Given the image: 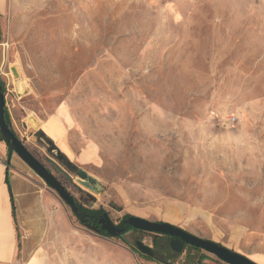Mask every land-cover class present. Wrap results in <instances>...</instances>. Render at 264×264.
I'll list each match as a JSON object with an SVG mask.
<instances>
[{
    "label": "rangeland",
    "instance_id": "374dc122",
    "mask_svg": "<svg viewBox=\"0 0 264 264\" xmlns=\"http://www.w3.org/2000/svg\"><path fill=\"white\" fill-rule=\"evenodd\" d=\"M0 84L11 130L78 205L264 264V0H0ZM9 153L0 141V165ZM37 178L52 217L90 231ZM107 240L109 264H157L136 241L224 264L147 232Z\"/></svg>",
    "mask_w": 264,
    "mask_h": 264
},
{
    "label": "crops",
    "instance_id": "0c3cea01",
    "mask_svg": "<svg viewBox=\"0 0 264 264\" xmlns=\"http://www.w3.org/2000/svg\"><path fill=\"white\" fill-rule=\"evenodd\" d=\"M10 164L15 220L5 162L0 165V264H109L107 238L52 217L53 199L44 184L17 156Z\"/></svg>",
    "mask_w": 264,
    "mask_h": 264
},
{
    "label": "water",
    "instance_id": "95a60500",
    "mask_svg": "<svg viewBox=\"0 0 264 264\" xmlns=\"http://www.w3.org/2000/svg\"><path fill=\"white\" fill-rule=\"evenodd\" d=\"M0 135L3 137L6 143L10 145V153L8 159L6 160V166L10 164V159L12 154H15L37 177H39L48 188L55 193L58 199L66 204L71 212L79 219L77 215L78 208L75 205L74 197L65 189V187L49 172V170L40 163L23 145L21 140L17 138L15 133L8 127L5 120V100L4 95L2 94V87L0 84ZM56 152V158L59 162L64 164L67 169L75 172L78 180L77 183L83 186L84 188L94 192L99 190L95 185V180L86 174L83 170H77L75 166L71 164L61 153L55 148L52 144L48 149V152ZM59 172L66 175L61 169L56 167ZM67 176V175H66ZM69 181H72L67 176ZM100 229L104 231L109 237H121L125 235V230L117 227L107 214H102L98 219ZM125 223L128 227L133 230L147 232L151 234L165 235L169 237L179 238L182 242L202 250L210 255L216 257L219 261L224 264H255L246 257L233 252L227 248H224L212 241L198 238L176 226H173L169 223L164 222H151L144 220L138 217L129 216L125 219ZM92 231L91 229H88ZM170 248L175 253H180L182 246L180 242L172 241L170 243ZM135 249L141 255H144L148 258L153 257V252L151 247L144 245L141 241L135 242Z\"/></svg>",
    "mask_w": 264,
    "mask_h": 264
},
{
    "label": "trees",
    "instance_id": "16d2710c",
    "mask_svg": "<svg viewBox=\"0 0 264 264\" xmlns=\"http://www.w3.org/2000/svg\"><path fill=\"white\" fill-rule=\"evenodd\" d=\"M2 94H3V90H2ZM5 120H6L8 127L11 129L10 120H9V117H8L6 112H5ZM0 141H3L6 144V146L8 147V150L10 151L9 143H6L1 135H0ZM8 167L6 168V172H5V184L7 186L9 196H10L12 218H13V220H15V206H14V202H13V198H12L11 190H10V183H9V178H8ZM75 205L77 206V208L79 210L80 217H82V219H83L82 221L79 220L81 225L88 227L93 232H95L101 236H104L106 238L109 237L104 231H102L100 229V225L98 223V219L103 214V212H101L100 210L85 209V208L81 207L80 205H78L76 202H75Z\"/></svg>",
    "mask_w": 264,
    "mask_h": 264
},
{
    "label": "flooded vegetation",
    "instance_id": "af4514ba",
    "mask_svg": "<svg viewBox=\"0 0 264 264\" xmlns=\"http://www.w3.org/2000/svg\"><path fill=\"white\" fill-rule=\"evenodd\" d=\"M64 165V164H63ZM77 215L80 217L79 215V210L77 211ZM78 219V218H77ZM80 221H82V217H80ZM79 220V219H78ZM117 227L121 228V229H124L125 230V234H127L128 232H130L131 229L130 227H128L125 223V220H122L119 224H116ZM88 228V227H87ZM89 229V228H88ZM157 239H164L166 242H167V246L169 248V250H171L170 248V243L172 241H176V242H180L181 246H182V250H184L185 248H194L184 242H182L178 237L177 238H174V237H169V236H165V235H159V234H153ZM124 237V235H122L121 237H117L119 239H122ZM196 249V248H194ZM181 250V251H182ZM199 250V249H197ZM172 251V250H171ZM153 252V251H152ZM150 260L156 262L157 264H168L166 261L162 260L160 257H157L155 255V253H153V257L152 258H149Z\"/></svg>",
    "mask_w": 264,
    "mask_h": 264
},
{
    "label": "bare ground",
    "instance_id": "6f19581e",
    "mask_svg": "<svg viewBox=\"0 0 264 264\" xmlns=\"http://www.w3.org/2000/svg\"><path fill=\"white\" fill-rule=\"evenodd\" d=\"M17 85V84H16Z\"/></svg>",
    "mask_w": 264,
    "mask_h": 264
}]
</instances>
